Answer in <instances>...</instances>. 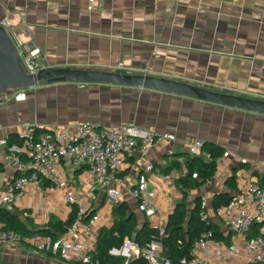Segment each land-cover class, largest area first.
I'll use <instances>...</instances> for the list:
<instances>
[{"label":"crops","instance_id":"obj_1","mask_svg":"<svg viewBox=\"0 0 264 264\" xmlns=\"http://www.w3.org/2000/svg\"><path fill=\"white\" fill-rule=\"evenodd\" d=\"M0 15L11 17L13 32L20 39L33 37L49 68L122 70L264 101V0H105L95 11L88 10V0H0ZM19 91L9 90L0 96V127L35 122L51 127L136 124L174 135L176 142L158 143L146 160L154 165L147 176L150 190L159 189L156 204L165 220L179 192L175 182L157 174H168L162 171L170 163L166 157L189 153L190 142L219 145L228 153L219 160L214 178L191 192L192 200L206 195L211 208L213 197L227 191L226 182L235 170L240 187L264 162L261 113L155 89L100 82L42 81L25 89V99L16 98ZM16 131L14 128L12 133ZM136 158L131 156L119 172L116 188L138 213L129 195L137 182ZM0 161L6 169L0 174L2 192L11 184L8 175L14 166L1 149ZM242 163H248L250 170L240 168ZM103 193L98 192L99 198ZM44 200L50 201L52 216L66 220L72 212L61 191L33 189L15 208L44 218ZM108 210L101 213L111 226ZM138 215L141 221L145 219ZM136 257L132 252L130 259ZM0 264L78 262L66 263L34 246L14 243L0 245Z\"/></svg>","mask_w":264,"mask_h":264},{"label":"built area","instance_id":"obj_2","mask_svg":"<svg viewBox=\"0 0 264 264\" xmlns=\"http://www.w3.org/2000/svg\"><path fill=\"white\" fill-rule=\"evenodd\" d=\"M104 4L105 0H88V10L101 9ZM0 26L11 36L20 63L29 75L35 76L49 68L41 47L33 37L22 40L13 32L9 15H0ZM119 66L122 67V63ZM16 98L25 99V90H20ZM14 128L21 143L9 145L8 137ZM164 141L176 142V137L136 124L104 127L73 123L51 127L35 122L0 127V149L9 154L14 166V171L8 175L10 186L0 192V205L18 212L15 205L30 189L61 191L63 199L77 208L72 227L57 241L41 236L27 241L38 251L51 253L66 263L96 264L92 255L96 252L100 230L109 227L101 211L109 209L111 216L108 219L112 221L113 207L126 201L116 185L120 184L119 172L133 155H137L135 165L139 170L137 182L129 190L130 198L135 202L136 211L163 234L166 220L156 204L159 189L150 190L147 176L154 170V165L146 160L151 149ZM203 147V141H192L188 144V151L193 156H200ZM255 171L254 177L239 187V192L227 205L211 208L209 198L202 195V219L208 224L218 221L225 235L232 233V237L227 244L215 239L213 231L203 233L195 242L192 259L187 264H264V162ZM157 176L167 182H175L180 174L174 171ZM99 191L105 192L100 198ZM41 208L46 213L44 218L37 219L28 210L18 213L22 219H33L38 223L35 222L36 225L43 227L54 213L49 200H44ZM254 224L262 225L261 234L249 237ZM23 241L17 231L0 227V245L21 244ZM132 252L137 257L143 254L148 264H171L163 255L160 241H153L148 248L141 250L133 239L125 238L121 249L111 251L128 260Z\"/></svg>","mask_w":264,"mask_h":264},{"label":"trees","instance_id":"obj_3","mask_svg":"<svg viewBox=\"0 0 264 264\" xmlns=\"http://www.w3.org/2000/svg\"><path fill=\"white\" fill-rule=\"evenodd\" d=\"M8 143L9 145L19 144L21 139L17 134L12 133L8 137ZM224 154L223 147L204 143L200 156L187 153L166 157L170 163L163 168L164 173L185 171L175 181L179 197L166 220L163 234L153 228L147 219L141 221L138 213L131 209L127 201L120 202L113 207L111 226L103 227L100 230L96 252L93 253L92 260L96 264H148L143 254L128 260L124 256L111 253L114 249L122 248L125 238L133 239L141 250L148 248L153 241H160L163 245V255L170 260L171 264H187L192 259L195 242L207 231H213L215 239L229 244L232 233L225 235L221 226L215 222L208 224L202 219V196L191 199V192L204 187L214 178L218 162ZM179 158L182 161H179ZM240 168L250 170V165L242 163ZM5 170V165L0 161V174ZM236 172L235 170L226 182L227 191L213 197L211 205L214 209L229 204L233 196L239 192ZM194 174L197 176L194 177ZM76 217L77 208L73 207L66 220L53 215L46 225L39 227L30 218L22 219L18 212L10 211L6 206L0 205V227L20 233L24 238L23 244L28 247H33V245L27 240L36 236L50 237L53 241H57L72 227ZM261 227V224H254L249 237L260 235ZM46 254L52 255L51 253Z\"/></svg>","mask_w":264,"mask_h":264},{"label":"water","instance_id":"obj_4","mask_svg":"<svg viewBox=\"0 0 264 264\" xmlns=\"http://www.w3.org/2000/svg\"><path fill=\"white\" fill-rule=\"evenodd\" d=\"M42 81L100 82L144 87L193 97L221 105L264 114V101L212 91L203 87L146 75L117 72L48 68L37 75H29L21 65L15 43L9 33L0 26V96L9 90L33 88Z\"/></svg>","mask_w":264,"mask_h":264},{"label":"rangeland","instance_id":"obj_5","mask_svg":"<svg viewBox=\"0 0 264 264\" xmlns=\"http://www.w3.org/2000/svg\"><path fill=\"white\" fill-rule=\"evenodd\" d=\"M1 179H2V176H0V181H1Z\"/></svg>","mask_w":264,"mask_h":264}]
</instances>
